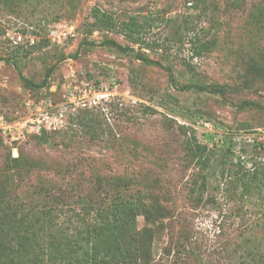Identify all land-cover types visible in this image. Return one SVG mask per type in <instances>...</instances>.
Listing matches in <instances>:
<instances>
[{"label": "rangeland", "instance_id": "374dc122", "mask_svg": "<svg viewBox=\"0 0 264 264\" xmlns=\"http://www.w3.org/2000/svg\"><path fill=\"white\" fill-rule=\"evenodd\" d=\"M93 7L111 14L115 26L89 31ZM131 20L139 31L129 34L121 24ZM83 38L113 39L134 52L79 45ZM208 39L211 48L197 54L198 40ZM135 52L170 65L180 84L196 79L228 89L224 96L178 90L165 69ZM255 64L264 65V0H0V117L27 120L13 136L0 127V188L23 195L41 183L58 185L64 169L76 164L70 181L127 183L144 202L169 207L172 220L151 241L158 264H183L172 259L173 247L167 262L159 259L169 240L182 241L183 234L190 240L180 256L188 264H242L249 257L241 254L252 248L264 256V199L217 186L225 146L231 147L225 170L242 174L255 160L264 171V110L237 106L264 105V80L241 88ZM50 66L46 85L24 81L39 84ZM43 114L61 122L37 130L31 121ZM89 118L102 129L99 138L79 123ZM187 137L214 156L198 204L189 200L200 168L184 154ZM12 158L39 168L20 182L13 173L20 163ZM143 224L137 216V226Z\"/></svg>", "mask_w": 264, "mask_h": 264}, {"label": "trees", "instance_id": "16d2710c", "mask_svg": "<svg viewBox=\"0 0 264 264\" xmlns=\"http://www.w3.org/2000/svg\"><path fill=\"white\" fill-rule=\"evenodd\" d=\"M201 1L206 3V0ZM90 16L93 21L89 31L109 30L115 26V18L98 7L91 9ZM121 26L129 30L128 33L139 31L134 20L124 22ZM129 37L136 43L139 41L131 35ZM212 42L210 39L198 40L196 53L210 49ZM79 45H107L120 53L134 52L129 45L123 46L109 38L98 43L83 38ZM134 56L145 64L165 69L169 82L178 90H195L224 96L228 89L225 83L203 84L196 79L180 84L170 65H163L138 52ZM52 71L53 66H50L39 84L25 77L23 79L29 86L41 87L46 85ZM242 78L241 88L250 86L253 80H264V65H251ZM237 106H253L264 110V105L251 100L241 101ZM79 123L85 127V133H90L93 138H99L103 134L99 125L95 124V119L89 118L86 122ZM182 147L189 161H195L200 168L199 180H194L189 195V200L198 204L203 200L202 193L207 187L206 171L214 156L206 144L193 137L185 138ZM227 152H231L230 146H225V152L221 155L224 158L217 186L222 183L225 190L230 186L240 187V197H250L257 193L264 199V195H261L264 192V171L261 170V164L253 160L251 168L244 170L242 174L228 168L225 170L230 158ZM11 161L20 163L16 164L19 168L13 171L20 182L31 177L39 168L30 159L19 161L12 158ZM235 163L239 165V157ZM76 168L74 164L64 169L63 183H41L33 192L26 191L23 195H18L15 190H11L10 194L0 188V264H158L152 257L151 241L155 233L166 228L167 222L164 221L172 220L169 207L162 201L144 202L129 191L127 183L87 178L70 181ZM84 186L86 191L83 190ZM137 216H142L145 223L140 227L137 226ZM182 238V241L176 242L169 240L159 259L167 262L173 247L176 254L172 259L177 256L175 262L180 260L183 264H188L180 253L188 251L185 247L189 246L190 237L183 234ZM258 251L255 248L247 249L241 257H249V261L243 260L242 264H264V256ZM250 260L254 263H250Z\"/></svg>", "mask_w": 264, "mask_h": 264}, {"label": "built area", "instance_id": "2783aa9c", "mask_svg": "<svg viewBox=\"0 0 264 264\" xmlns=\"http://www.w3.org/2000/svg\"><path fill=\"white\" fill-rule=\"evenodd\" d=\"M47 113V111L45 112ZM48 114V113H47ZM27 120L24 121H14V122H7L0 117V127L3 129V131L10 133L12 136L18 132H22V129L25 128L24 125L26 124ZM32 123H37V130L41 128H56L57 122H61L60 117H50L49 115H44L40 117H36L35 119H32Z\"/></svg>", "mask_w": 264, "mask_h": 264}]
</instances>
